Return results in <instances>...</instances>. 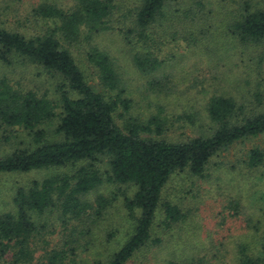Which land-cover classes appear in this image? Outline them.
<instances>
[{"label": "trees", "instance_id": "obj_1", "mask_svg": "<svg viewBox=\"0 0 264 264\" xmlns=\"http://www.w3.org/2000/svg\"><path fill=\"white\" fill-rule=\"evenodd\" d=\"M224 2L132 0L126 9L123 0H0V18L7 22L19 25L23 17L49 26L27 36L0 22V65L9 68L22 59L41 67L54 78L58 95L51 100L18 90L0 76V176L47 172L14 187L7 209L0 210V264L34 263L35 242L49 246L55 233L63 236L54 248H43L40 264H78L95 239L97 223L113 208V196L87 198L105 183L133 189L121 201L131 230L106 261L96 254L100 260L94 264H131L162 244L153 234L158 215L163 231L186 220L179 205L163 198L172 176L186 171L204 177L213 157L245 138L264 135V85L258 73L249 81L241 74L233 77L235 96L214 93L207 99L212 128L206 136L174 143L153 138L163 132L158 116L145 122L129 116L122 126L115 120L119 109L129 112L131 101L123 97L126 87L114 60L94 40L116 31L133 69L150 78L147 91L171 94L161 72L166 61L161 54L171 44L202 53L197 48L205 43L220 45L222 52L264 44V0ZM212 3L217 9L208 7ZM79 42L88 45L86 61L97 70L107 96L93 89L64 46ZM241 163L249 169L263 166L264 147L250 150ZM114 235L110 232L106 243ZM235 256L231 264H264V231L254 247L238 244ZM218 262L215 255H188L164 264Z\"/></svg>", "mask_w": 264, "mask_h": 264}, {"label": "rangeland", "instance_id": "obj_2", "mask_svg": "<svg viewBox=\"0 0 264 264\" xmlns=\"http://www.w3.org/2000/svg\"><path fill=\"white\" fill-rule=\"evenodd\" d=\"M212 1L225 3L224 0ZM123 2L126 9L132 5V0ZM208 7L215 10L218 5L212 3ZM2 21L5 22L3 27L27 36L49 29L45 23L27 22L23 17L19 25L7 22V18H0V22ZM114 25L117 27L115 23ZM94 41L114 60L126 87L123 97L131 101L128 113L119 109L115 117L116 123L119 126L128 123L129 116L140 122L158 116L163 122V132L159 136H153L157 140L176 143L208 135L212 125L206 117V101L214 93L235 96V88L231 83L233 77L241 74L243 80L249 81L248 76L252 80L253 75L258 73L257 80L260 79L259 82L264 85V44L254 49L242 50L231 49L232 46H229L222 52L220 45L218 49H214L212 45L205 43V46L197 48L203 53L191 50L182 43L171 44L161 54L166 60L161 72L172 88L171 94L164 95L147 91V81L150 78L140 76L133 69L127 48L116 31L100 35ZM64 46L76 59L93 89L107 96L99 83L97 70L86 61L88 45L79 42ZM2 75L8 78L6 83L10 87L33 91L51 100L58 97L54 78L41 67L25 60L14 59V65L9 68L0 65V76ZM187 115H191L189 120ZM263 147L264 135L245 138L213 157L206 167L204 177H192L186 171L172 176L164 189L163 198L179 205L186 220L163 231L160 228L161 215H158L153 234L161 237L162 244L145 251L143 256H139L137 261L134 259L131 264H140L142 260L146 264H164L166 260H177L188 255L209 258L215 255L219 258L217 264H231L236 257L238 244L250 243L254 247L264 231V165L249 169L241 162L247 160L250 150ZM46 174L47 172L41 171L0 176V210L7 209L14 187L31 180H40ZM100 194L115 198L112 201L113 208L97 223L96 236L95 239L91 238L89 250L83 255L78 252L82 255L81 259H77L78 264H94L100 257L106 261L131 230V222L121 201L125 194L132 195L133 189L127 185L105 183L87 198L91 201ZM112 231L115 235L106 243L107 235ZM62 236L63 233L59 236L55 233L49 246L36 241L32 264H40L43 253L47 251L43 248H54Z\"/></svg>", "mask_w": 264, "mask_h": 264}]
</instances>
